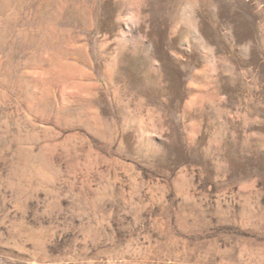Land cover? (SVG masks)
<instances>
[{"label":"rangeland","instance_id":"1","mask_svg":"<svg viewBox=\"0 0 264 264\" xmlns=\"http://www.w3.org/2000/svg\"><path fill=\"white\" fill-rule=\"evenodd\" d=\"M0 264H264V0H0Z\"/></svg>","mask_w":264,"mask_h":264}]
</instances>
